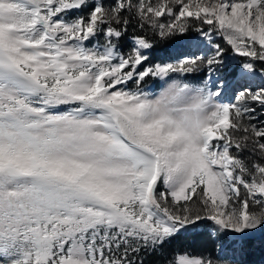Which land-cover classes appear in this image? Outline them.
<instances>
[{
	"label": "snow or ice",
	"instance_id": "obj_1",
	"mask_svg": "<svg viewBox=\"0 0 264 264\" xmlns=\"http://www.w3.org/2000/svg\"><path fill=\"white\" fill-rule=\"evenodd\" d=\"M257 247L264 0H0V264Z\"/></svg>",
	"mask_w": 264,
	"mask_h": 264
},
{
	"label": "trees",
	"instance_id": "obj_2",
	"mask_svg": "<svg viewBox=\"0 0 264 264\" xmlns=\"http://www.w3.org/2000/svg\"><path fill=\"white\" fill-rule=\"evenodd\" d=\"M247 260L249 264H258L257 262H262L261 260H256L255 251H253L252 254L247 257Z\"/></svg>",
	"mask_w": 264,
	"mask_h": 264
},
{
	"label": "rangeland",
	"instance_id": "obj_3",
	"mask_svg": "<svg viewBox=\"0 0 264 264\" xmlns=\"http://www.w3.org/2000/svg\"><path fill=\"white\" fill-rule=\"evenodd\" d=\"M255 256H256V260H261V261H264V253H261L259 247H257L255 249ZM258 264H261L259 262H257Z\"/></svg>",
	"mask_w": 264,
	"mask_h": 264
}]
</instances>
